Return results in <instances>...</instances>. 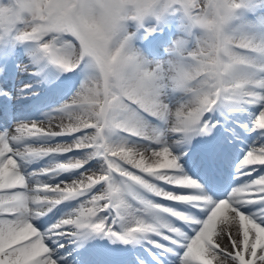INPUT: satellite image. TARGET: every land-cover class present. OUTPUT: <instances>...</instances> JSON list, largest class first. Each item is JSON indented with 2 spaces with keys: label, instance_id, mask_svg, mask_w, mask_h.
<instances>
[{
  "label": "snow or ice",
  "instance_id": "snow-or-ice-1",
  "mask_svg": "<svg viewBox=\"0 0 264 264\" xmlns=\"http://www.w3.org/2000/svg\"><path fill=\"white\" fill-rule=\"evenodd\" d=\"M0 264H264V0H0Z\"/></svg>",
  "mask_w": 264,
  "mask_h": 264
}]
</instances>
